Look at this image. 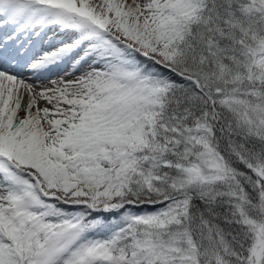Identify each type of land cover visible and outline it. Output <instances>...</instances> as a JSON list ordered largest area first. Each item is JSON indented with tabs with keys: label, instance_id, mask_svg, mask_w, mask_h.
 Listing matches in <instances>:
<instances>
[{
	"label": "snow or ice",
	"instance_id": "obj_1",
	"mask_svg": "<svg viewBox=\"0 0 264 264\" xmlns=\"http://www.w3.org/2000/svg\"><path fill=\"white\" fill-rule=\"evenodd\" d=\"M0 264H264V0H0Z\"/></svg>",
	"mask_w": 264,
	"mask_h": 264
}]
</instances>
